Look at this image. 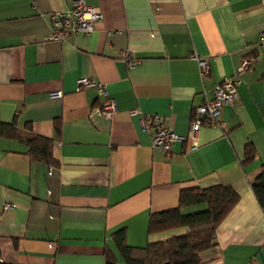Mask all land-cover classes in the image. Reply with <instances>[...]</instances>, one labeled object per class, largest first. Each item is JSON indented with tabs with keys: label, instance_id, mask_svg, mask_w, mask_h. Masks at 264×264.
Returning a JSON list of instances; mask_svg holds the SVG:
<instances>
[{
	"label": "crops",
	"instance_id": "crops-1",
	"mask_svg": "<svg viewBox=\"0 0 264 264\" xmlns=\"http://www.w3.org/2000/svg\"><path fill=\"white\" fill-rule=\"evenodd\" d=\"M74 1L0 0V122L50 139L56 160L0 137V264H105L106 252L127 264L114 232L133 247L184 234H148L150 215L176 208L183 189L217 184L239 198L198 264H264V207L250 185L264 178V0H84L102 14L94 31L49 39V15ZM244 57L251 64L236 74ZM230 77L239 83L223 124L191 138L193 109ZM79 78L104 85L114 110ZM151 114L185 136L169 154L142 129Z\"/></svg>",
	"mask_w": 264,
	"mask_h": 264
},
{
	"label": "trees",
	"instance_id": "trees-1",
	"mask_svg": "<svg viewBox=\"0 0 264 264\" xmlns=\"http://www.w3.org/2000/svg\"><path fill=\"white\" fill-rule=\"evenodd\" d=\"M0 137L20 141L26 146V152L32 159L56 164L52 154V141L36 134L29 126L22 131L14 121L0 122ZM254 156V147L246 145L245 162L252 160ZM250 185L259 205L264 207V178L259 176ZM238 198L231 186L221 184L183 189L176 208L150 215L147 231L152 234L185 227L186 233L148 242L143 247L130 246L126 242L124 229L114 232L112 239L127 264H198L199 252L214 245L218 224L238 202ZM190 207L195 209L183 211ZM105 264H116L109 252H106Z\"/></svg>",
	"mask_w": 264,
	"mask_h": 264
},
{
	"label": "built area",
	"instance_id": "built-area-1",
	"mask_svg": "<svg viewBox=\"0 0 264 264\" xmlns=\"http://www.w3.org/2000/svg\"><path fill=\"white\" fill-rule=\"evenodd\" d=\"M101 19L102 14L97 7L87 4L84 0H75L72 8L54 11L49 15V39L63 41L74 33L89 34L94 31L96 23L100 22ZM258 44L264 48V31L260 35ZM124 58L129 67H133L138 63V59L132 57L128 52L124 53ZM193 58L198 62L200 74L205 76L208 72L206 60L197 56H193ZM250 64V57L242 58L236 74H240L248 69ZM238 83L239 79L236 77L225 78L219 84H215L211 99H206L193 109V115L189 124L191 138L195 139L197 131L202 126L223 124L220 119V110L223 103L233 101L236 98ZM77 84L78 87L95 88L98 95L105 98L102 107L104 112L114 110V102L108 97L104 85L86 78H79ZM50 96L52 98L59 97L60 92H51ZM135 112V110L131 111V113ZM140 124L143 130H151V146L164 151L166 154L170 153L172 145L185 139V136L176 134L171 125L166 123L158 114L142 117ZM195 147L194 145L191 148L194 149ZM8 207H12V204H4L5 209Z\"/></svg>",
	"mask_w": 264,
	"mask_h": 264
}]
</instances>
